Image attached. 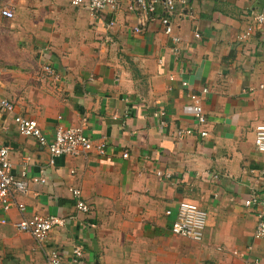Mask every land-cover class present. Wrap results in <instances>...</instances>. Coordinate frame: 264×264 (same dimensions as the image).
I'll list each match as a JSON object with an SVG mask.
<instances>
[{
    "label": "crops",
    "instance_id": "crops-1",
    "mask_svg": "<svg viewBox=\"0 0 264 264\" xmlns=\"http://www.w3.org/2000/svg\"><path fill=\"white\" fill-rule=\"evenodd\" d=\"M5 6L14 16L0 20L12 33L0 42L13 39L31 58L0 70V98L14 105L0 112V143L11 173L27 183L25 192L11 189L7 209L0 204V264H47L52 250L65 261L77 246L78 264H264L259 206L244 204L251 193L264 197V153L255 145L264 23L254 19L264 0L174 3L170 33L158 23L135 33L123 10L106 28L110 16L96 21L69 0H0ZM15 114L35 119L48 139L57 123L79 127L92 149L49 163L47 149L19 133ZM183 128L193 133L178 138ZM180 201L205 213L200 241L171 232ZM51 215L64 224L41 246L15 225Z\"/></svg>",
    "mask_w": 264,
    "mask_h": 264
},
{
    "label": "built area",
    "instance_id": "built-area-1",
    "mask_svg": "<svg viewBox=\"0 0 264 264\" xmlns=\"http://www.w3.org/2000/svg\"><path fill=\"white\" fill-rule=\"evenodd\" d=\"M70 4L74 6H83L88 10L94 20L99 21L103 17L110 16L109 20H105L104 26L111 28L115 24L114 16L120 10H123L127 15L135 20L133 31L141 33L151 23H158L165 33H170L172 30L170 17L173 14L174 3L184 4L187 0H69ZM0 14L8 19L13 18L14 10L11 7H2ZM254 19L257 23H264V14L258 13ZM245 34H249L248 32ZM198 34L196 33V36ZM182 86L188 87L190 80H182ZM264 87V85H260ZM203 91H206L204 89ZM190 98L195 100L192 107V114L199 123L206 121L205 114L201 103L197 96L190 94ZM14 105L12 102L5 98H0V112L13 113ZM14 123L20 134L33 137L40 146L47 149L48 161L53 163L54 159L58 156H79L86 154L92 149V141L86 136L81 128L72 126H63L57 123L54 129V134L51 139H48L37 121L33 118L15 114L13 117ZM193 133L190 128H183L176 131L178 138L191 135ZM200 136H205L206 131L201 130ZM255 145L259 152L264 153V124L255 127ZM104 145L101 144L97 147L99 152H103ZM9 147L0 143V204L4 209L9 206V197L11 189L25 192L27 190V183L19 180L10 171L9 161ZM126 157L127 154L124 153ZM36 180V179H35ZM72 194L77 198L76 207L81 211H87V205L80 200L79 189H72ZM247 206H259L258 220L255 228V236L264 238V197L251 193L244 201ZM18 208L24 209L23 204L19 203ZM169 213V211H167ZM64 224V219L51 215V216H33L30 218H21L16 222V228L21 232L30 234L37 243L43 245L47 233L55 228L61 227ZM205 226V213L198 207L197 204L180 201L176 210V216L171 223L170 230L172 233L186 237L195 241H200L202 238ZM47 256V264H78L79 259L82 257V250L80 247H74L68 260L63 261L62 256L57 252H50ZM255 264H260V260L256 259Z\"/></svg>",
    "mask_w": 264,
    "mask_h": 264
},
{
    "label": "rangeland",
    "instance_id": "rangeland-1",
    "mask_svg": "<svg viewBox=\"0 0 264 264\" xmlns=\"http://www.w3.org/2000/svg\"><path fill=\"white\" fill-rule=\"evenodd\" d=\"M12 26L6 21L0 20V33H12ZM17 45L13 39H9L5 44L0 42V70H15L19 63L30 62V56L17 51Z\"/></svg>",
    "mask_w": 264,
    "mask_h": 264
}]
</instances>
